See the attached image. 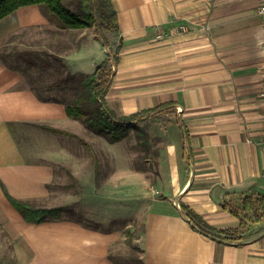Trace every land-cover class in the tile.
<instances>
[{
  "label": "crops",
  "instance_id": "0c3cea01",
  "mask_svg": "<svg viewBox=\"0 0 264 264\" xmlns=\"http://www.w3.org/2000/svg\"><path fill=\"white\" fill-rule=\"evenodd\" d=\"M73 1L64 4L76 10ZM110 1L121 48L107 105L129 116L172 104L154 117L166 119L169 135L154 197L139 230L131 229L140 264H264V220L247 221L239 240L216 232L240 226L224 205L241 209L248 197L264 199V0ZM182 24L190 32L156 39ZM30 50L62 58L72 74H92L110 47L95 28L60 29L32 5L0 21V53L8 61L11 53ZM89 138L94 142L64 104L41 101L21 71L0 57V229L13 242L17 264H137L127 254L128 228L66 218L28 223L6 196L3 186L18 200H50L61 169L95 197ZM84 195L77 200H90ZM184 210L201 217L210 234L194 228ZM116 245L124 248L125 263L113 259Z\"/></svg>",
  "mask_w": 264,
  "mask_h": 264
},
{
  "label": "trees",
  "instance_id": "16d2710c",
  "mask_svg": "<svg viewBox=\"0 0 264 264\" xmlns=\"http://www.w3.org/2000/svg\"><path fill=\"white\" fill-rule=\"evenodd\" d=\"M32 5L42 6L57 20L60 29L85 30L95 28L97 36L101 37L104 45L110 47L108 58L98 64L92 74H72L65 71L67 66L62 58L50 55L48 52L41 53L31 50L13 52L9 55L13 59L11 61L7 60V54L3 52L0 53V57L13 67L18 68L25 77L29 74L30 69L56 70L57 78L52 84L42 88L37 85L33 86L30 82L31 88L41 101L64 104L67 116L80 121L89 132L101 136L111 143H117L127 139L130 131L134 130L135 132L138 131L137 136L140 139H144L141 143H148V132L141 128L140 123H146L158 115L168 113L172 104H164L129 116H118L107 105L106 95L114 78L113 65L119 62L121 48V46H117L115 50H112L113 46L111 47L105 35L106 32H111L115 37L119 35L118 14L111 1L78 0L77 9L72 10L64 4V0H0V21L18 9ZM50 93L53 95H49ZM67 93L73 96L72 101L62 97ZM49 129L64 133L54 128ZM3 188L10 203L28 223L40 224L61 220L69 212L67 206H37L33 202L18 200L8 193L5 186ZM224 208L240 220V226L238 229L216 230V232L225 234L233 240L240 239L238 235L246 228L247 221L259 223L264 220L263 198L255 200L248 197L243 200L241 209L229 205H224ZM184 213L190 218L194 228L206 235L210 234V231L205 229V227L210 228V226L201 217L191 215L186 211ZM125 235L126 243L131 248V258L140 264L139 257L132 254V252L140 253V251L132 246L134 235L131 229H126ZM124 259L119 257L117 260L125 263ZM9 264H17L16 259H12Z\"/></svg>",
  "mask_w": 264,
  "mask_h": 264
},
{
  "label": "rangeland",
  "instance_id": "374dc122",
  "mask_svg": "<svg viewBox=\"0 0 264 264\" xmlns=\"http://www.w3.org/2000/svg\"><path fill=\"white\" fill-rule=\"evenodd\" d=\"M75 2L68 0L67 6H74ZM105 35L109 43L113 45L111 49L115 50L116 37L111 32H106ZM65 71L70 72L67 69ZM56 78V70L30 69L26 76V84L31 82L33 86L43 88L52 84ZM62 97L68 101L73 99V96L68 93ZM140 126L148 132L149 142L146 144L141 143L144 139H140L137 136L138 131L134 130L130 131L127 139L117 143H111L92 133L94 142L89 138V143L93 146L95 153L96 184L93 191L99 192L95 197L91 196L89 190L84 195L89 186L74 184L68 175L70 171L57 169L59 179H55L50 185V200L33 203L47 207L67 206L69 212L63 218L79 220L95 227L139 230L142 225L143 212L146 211L151 198L154 197V183L160 172V151L164 147L166 135H169L166 119H151L146 123H140ZM72 192L76 194L74 197ZM83 195L84 197L90 195V200H77L76 197L81 198ZM123 214L130 215V217L126 220L108 221L109 217ZM211 234L216 235L213 232ZM10 240L8 234L0 229V264H9L14 259L13 242ZM111 251L112 255L118 259L119 255L122 256L124 248L120 249L116 245ZM129 253L131 254V249L128 246L127 254ZM132 254L140 256L138 252H132Z\"/></svg>",
  "mask_w": 264,
  "mask_h": 264
},
{
  "label": "built area",
  "instance_id": "2783aa9c",
  "mask_svg": "<svg viewBox=\"0 0 264 264\" xmlns=\"http://www.w3.org/2000/svg\"><path fill=\"white\" fill-rule=\"evenodd\" d=\"M259 14L262 16L263 20H264V4L259 8ZM190 32L189 31V28L186 26V25H179V26H176L174 28H172L170 31H160L158 34H157V40L158 41H163V40H166L174 35H182V34H186ZM263 48H264V45H263ZM264 98V96H263ZM264 102V101H263Z\"/></svg>",
  "mask_w": 264,
  "mask_h": 264
}]
</instances>
